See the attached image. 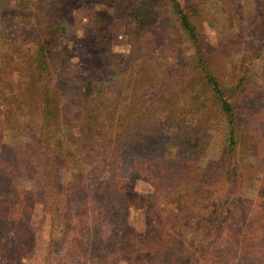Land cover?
I'll use <instances>...</instances> for the list:
<instances>
[{
	"label": "trees",
	"instance_id": "16d2710c",
	"mask_svg": "<svg viewBox=\"0 0 264 264\" xmlns=\"http://www.w3.org/2000/svg\"><path fill=\"white\" fill-rule=\"evenodd\" d=\"M182 1H121L125 10L134 4L119 14L136 53L126 66L111 61L122 54L111 55L107 64L117 79L110 87L104 77H81L78 64L59 59L66 51L65 17L82 0H0V25L10 24L0 27V133L38 138L30 156L41 157L35 167L49 189L59 169L72 174L69 184H83L84 169L94 163L106 166L102 178L119 195L134 193L137 181L151 184L142 206L152 215V235L146 228L130 230L127 264H202L216 242L224 244L218 240L223 235L234 246L247 244L236 219L242 224L250 215L261 223L248 210L257 194L243 197L258 171L242 175L240 167L254 152L256 159L264 156V83L247 75L249 64L231 83L223 84L217 72L234 75L242 45L252 47L249 62L260 58L264 0H254L253 10L239 19L230 14L237 0H219L231 34L219 37L216 55L203 31L200 0ZM95 21L91 48L102 44L106 16L98 12ZM70 78H80L73 103L59 94L61 80ZM156 146L161 153L147 156ZM187 149L213 154L198 165ZM153 195L161 205L157 213L150 206ZM187 229L195 232L185 245L179 242L180 249L176 234Z\"/></svg>",
	"mask_w": 264,
	"mask_h": 264
},
{
	"label": "rangeland",
	"instance_id": "374dc122",
	"mask_svg": "<svg viewBox=\"0 0 264 264\" xmlns=\"http://www.w3.org/2000/svg\"><path fill=\"white\" fill-rule=\"evenodd\" d=\"M121 1L123 0H102L105 7L100 9L97 6L98 0H82L72 7V12L65 17L68 23L67 35L62 37L66 51L59 56L61 60L69 58L73 64H78L83 73V76H79L104 77L106 85L110 84V87L117 79L113 68L107 64L112 59L111 55L116 53V57L122 54L119 60L115 61L113 58L111 61L126 66L128 60L135 56L134 52L136 53L125 34V18L119 14L131 12L134 4L130 3V9L125 10L120 4ZM220 7L219 0H200L198 6L202 12L203 31L214 55L218 52L219 37L231 34L229 22L224 18ZM253 8L254 0H237L230 14L233 19L244 18ZM98 12L106 16L105 23L99 28L103 37L102 44L91 48L90 43H97L91 28L96 22L95 15ZM3 28L9 29L10 24L6 23ZM73 37H78V41L74 43ZM248 38L250 35L245 39ZM261 46L260 58L249 62V50L252 47L242 45L240 48L244 53L237 63L234 75L231 76L230 72H217L220 81L223 84L228 81L231 83L238 78L244 66L249 64L247 75L252 77L253 82L257 77L264 83V31L261 35ZM79 80L70 78L67 83L61 80L59 84V94L66 96L70 103H73L72 94L79 90ZM57 104L58 100L54 95L52 105ZM212 127L208 125L207 129ZM165 128L166 131L170 130V126ZM6 133L4 135L1 129L0 264L129 263L127 253L130 230L142 233L146 228L147 233L152 235V215L148 216L150 211L142 206L146 205L144 200L151 194V184L149 186L141 180L137 181L134 193L119 195L116 188L108 187L105 183L107 180L102 178L107 174L106 166L94 163L87 170L84 169L83 174L86 177L83 184H69L72 174H67L65 169H59L55 186L49 189L41 182L43 170L39 171L35 167L41 157L30 156L38 145V138L32 136L24 141L7 130ZM160 146L152 149V153L147 156H158L161 153ZM187 150L190 161L198 165H204L207 157L213 154L212 149L205 154ZM258 155V152H254L252 156L243 158L240 170L242 175L258 171L259 176L255 174L256 184L248 190L244 187L243 197L257 194L251 200L248 210L255 212L261 223L257 225V220L250 221V215L242 224L236 219L238 229L246 235L247 244L243 247L244 242L239 241L242 245L234 246L223 235L218 240L223 239L224 244L216 242L213 253L202 264H264V213L260 212V208L264 206V197L260 198L264 196V156L256 159L255 156ZM242 184H247V178L242 180ZM84 185L86 188L82 189ZM258 189L261 195L258 194ZM150 200L152 210H156L153 213L160 212L159 199L153 195ZM230 217L227 212L222 220L223 226L228 224ZM187 230L189 231L180 235L176 234L178 237L175 244L178 247H181L180 243L185 245L195 232L192 229ZM230 246H233L232 249Z\"/></svg>",
	"mask_w": 264,
	"mask_h": 264
}]
</instances>
